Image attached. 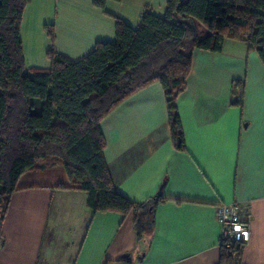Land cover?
I'll return each mask as SVG.
<instances>
[{
    "label": "crops",
    "instance_id": "0c3cea01",
    "mask_svg": "<svg viewBox=\"0 0 264 264\" xmlns=\"http://www.w3.org/2000/svg\"><path fill=\"white\" fill-rule=\"evenodd\" d=\"M32 0L21 39L27 72L48 70V52L73 61L98 43H114L116 20L131 27L145 12L164 16L168 0ZM54 31V42L47 27ZM199 36H209L195 21ZM239 84L240 100H234ZM177 112L185 144L172 140L165 91L151 84L101 123L104 157L114 188L150 207L137 232L135 212L95 213L88 194L60 189L62 165L19 179L0 224V264H222L217 210L240 203L249 219L240 264H264V65L246 42L227 39L222 51H195ZM164 185V187H162ZM162 188V197L156 195ZM154 203V204H153Z\"/></svg>",
    "mask_w": 264,
    "mask_h": 264
},
{
    "label": "trees",
    "instance_id": "16d2710c",
    "mask_svg": "<svg viewBox=\"0 0 264 264\" xmlns=\"http://www.w3.org/2000/svg\"><path fill=\"white\" fill-rule=\"evenodd\" d=\"M107 1L94 5L105 9ZM31 2L0 0V224L22 175L59 164L69 179L60 189L86 192L95 213L135 212L141 236L155 205L144 211L114 188L101 123L132 95L158 83L165 91L173 143L183 149L176 102L195 51L219 53L227 39L243 41L264 65V0H168L164 16L147 11L136 28L117 19L115 42L98 43L83 60L52 49L50 69L27 72L21 28ZM195 21L210 35L199 36ZM46 30L54 42L53 28ZM238 85L235 96L242 95ZM245 243L222 246V264H240ZM127 258L105 264H129Z\"/></svg>",
    "mask_w": 264,
    "mask_h": 264
},
{
    "label": "built area",
    "instance_id": "2783aa9c",
    "mask_svg": "<svg viewBox=\"0 0 264 264\" xmlns=\"http://www.w3.org/2000/svg\"><path fill=\"white\" fill-rule=\"evenodd\" d=\"M240 100L241 96H235ZM234 97V100H235ZM217 221L222 227L220 246L231 248L234 244L245 243L249 234V219L246 208L240 203L222 205L217 210Z\"/></svg>",
    "mask_w": 264,
    "mask_h": 264
},
{
    "label": "water",
    "instance_id": "95a60500",
    "mask_svg": "<svg viewBox=\"0 0 264 264\" xmlns=\"http://www.w3.org/2000/svg\"><path fill=\"white\" fill-rule=\"evenodd\" d=\"M162 187H164V185L162 186ZM162 197V188H161V190L158 192V194L156 195V201H158L160 198Z\"/></svg>",
    "mask_w": 264,
    "mask_h": 264
},
{
    "label": "rangeland",
    "instance_id": "374dc122",
    "mask_svg": "<svg viewBox=\"0 0 264 264\" xmlns=\"http://www.w3.org/2000/svg\"><path fill=\"white\" fill-rule=\"evenodd\" d=\"M253 52H255V51H253ZM255 53H257V52H255ZM238 91H239V89H238ZM235 99H236V97H235Z\"/></svg>",
    "mask_w": 264,
    "mask_h": 264
}]
</instances>
